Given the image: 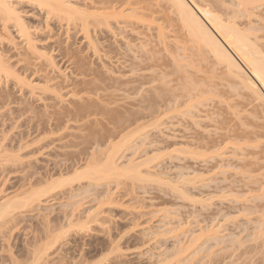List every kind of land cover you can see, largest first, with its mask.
I'll use <instances>...</instances> for the list:
<instances>
[{
  "label": "rangeland",
  "instance_id": "1",
  "mask_svg": "<svg viewBox=\"0 0 264 264\" xmlns=\"http://www.w3.org/2000/svg\"><path fill=\"white\" fill-rule=\"evenodd\" d=\"M68 1L72 20L11 0L24 33L0 14V153L18 156L0 205L41 195L0 228V264H264L263 102L170 0ZM192 2L264 49V0ZM108 154L141 177L82 174Z\"/></svg>",
  "mask_w": 264,
  "mask_h": 264
},
{
  "label": "bare ground",
  "instance_id": "2",
  "mask_svg": "<svg viewBox=\"0 0 264 264\" xmlns=\"http://www.w3.org/2000/svg\"><path fill=\"white\" fill-rule=\"evenodd\" d=\"M34 1L39 3L40 6L44 5V8L47 9L48 15L49 14H55V15H58L61 17H66L68 20H72V19L76 18L75 17V10L69 4L68 0H34ZM170 1L172 2L173 6L175 7V12L177 13L179 19L183 23V26L187 27V30H188L190 36L193 35L194 37L193 36L192 37L195 38L196 41L198 40L197 42L203 43L205 45V47H207L209 49L210 54L212 53L214 55L213 57H215V59L218 60V61L216 60L217 63L218 62H219V64L221 63L227 69V72H228L227 74L230 73L231 76L233 75V77L240 78L241 79L240 82L242 85H240V84L239 85L243 86L245 90L253 93L255 100L261 101L264 104V90L262 89L264 87L261 88V86H259V84H258L260 81V83H262V85L264 86V52H263L264 49H260L261 47L260 46L258 47V45H256L255 41L252 42L251 41L252 39L250 40L249 35L247 33L248 31L245 33L244 30L240 29L241 27L238 28L239 26H236L237 24H234L235 22L234 23H231V22L227 23L224 21V19H221V17L216 16V14L213 15L214 13L210 14L207 11L200 9V11L202 13L200 12V14H199V10H197L196 6L193 5V3H194V2H192L193 0L192 1L191 0H170ZM248 1L249 0H237V2H238L237 5L239 6V5L248 4V3H250V1H253L252 5L254 3H256V2H254L255 0H250L249 2ZM3 3L5 5L10 6L9 8L0 9V14L2 15V19L5 21V24H7L9 21L13 20L16 22V26L20 27V29L24 33V30H26V28H24V30H23V27L25 26V24L21 20V16H19L16 9L14 8L11 0H3ZM247 8H249V7L247 6ZM77 13H80V12H77ZM88 14H91V13L88 12L85 15H88ZM201 14H203V15L201 16ZM93 15H95V14H93ZM101 15L103 16V19L101 21H105L104 23L108 24V21H107V18L105 17V14L104 15L100 14L99 16H101ZM94 17H96V16H94ZM228 22H229V20H228ZM100 24H102V23H100ZM249 29L251 30V28H249ZM25 34H26V31H25ZM257 40H258V38H257ZM207 52H208V50H207ZM239 59L242 63H244V65L246 66L248 71L245 70V68L243 67V65L239 61ZM7 70H9V69H7ZM7 70H6L5 66L3 65V63H0V73L2 74V72L4 71L6 74V72H8ZM1 74H0V76H1ZM7 75L8 74H6V76ZM4 77H5V75H4ZM170 100L171 99H169L168 102ZM177 100L176 101L174 100V101L177 102ZM76 109H77V111H80L82 108L79 106H76ZM262 109H264V108L262 107ZM120 144H122V143H120ZM112 148H113V146H112ZM1 153H0V161L1 162H2V160L8 162V161L14 160V158L18 157L17 155H15L16 153L14 155H12L11 154L12 152L11 153L5 152L6 155H4V153L2 155ZM111 153H110V155H111ZM10 154H11V156H10ZM110 155L108 154L109 157L106 159L107 161L104 160L105 162L104 163L102 162L103 164L100 163L102 165H100V164L98 165L96 162L87 165V168H85L86 170L84 169V171H82V174L90 176V177H94V176H97L100 174H102V176L107 175V177H108V174H113V175H110L112 177V176L117 175V173H120L119 169L121 167L118 168V166L116 165L115 160L113 158V155H112V157H110ZM144 159L147 160L146 158H144ZM91 161H93V159ZM13 162L14 163H11V164H16L15 160ZM144 163L146 164L145 161H143V162L140 161V163L139 162L138 163H132L131 162L130 164H128V168H126L127 165L125 166V168L128 171L123 170V168H122V170L120 169V171L125 172V174L123 172H121L119 174V176L122 174L126 175V172L128 173L127 175H129V174L132 175V172H133L134 175L138 174L139 178H140L141 177L140 172H142V171H140L141 170L140 168ZM11 164H9V165H11ZM4 165L8 166V164H4ZM0 166H2V165H0ZM146 166H148V165H146ZM138 169H140V170H138ZM146 169H148V168H146ZM79 172L81 174V171H79ZM146 174L144 173L143 175L146 176ZM76 176H77V174H76ZM77 177H74V179L73 180L71 179V180L72 181L77 180ZM144 178H147V176ZM148 178H150L152 181L154 179L155 180L154 182L159 181L158 178H156L155 176L153 178V175L152 176L148 175ZM78 179H81V177ZM83 179H85V176ZM96 179L94 178V179H92V181L93 180L96 181ZM136 179H137V177H136ZM139 180H141V179H139ZM65 181H67V180H65ZM97 181H98V179H97ZM60 182H59L60 184L64 183V182H62V180ZM189 182H190V180H189ZM163 183H164V181H163ZM52 185H54V183H52ZM57 185H59V184L57 183ZM55 186H53L52 190H54ZM172 187L175 188L174 185ZM44 189L46 190V188H44ZM44 189L42 188V190H44ZM37 191H38V189H37ZM41 192H43V191H41ZM41 194H43V193H41ZM44 194H45V192H44ZM40 196L41 195H39V192L35 191L26 197L23 196L24 198H22L21 196L20 197L16 196V198H13L11 200H7L4 203H2L0 205V228L12 220V218L15 215L17 210L22 209V208L28 206L29 204L31 205V203L35 202L38 198L40 199ZM184 196H185V194H184ZM90 215H92V213ZM214 234H216V232L212 233V235H214ZM217 235H218V231L214 237H216ZM204 236H206V235H204ZM198 238L200 239L201 235H199ZM196 240H197V238H196ZM42 258H43V256L41 254L34 256V258L32 259V264H42V262H41ZM45 259H46V256H45Z\"/></svg>",
  "mask_w": 264,
  "mask_h": 264
},
{
  "label": "snow or ice",
  "instance_id": "3",
  "mask_svg": "<svg viewBox=\"0 0 264 264\" xmlns=\"http://www.w3.org/2000/svg\"><path fill=\"white\" fill-rule=\"evenodd\" d=\"M10 6H8V5H5L4 3H3V0H0V9H3V8H9ZM41 7H44V5H41Z\"/></svg>",
  "mask_w": 264,
  "mask_h": 264
}]
</instances>
